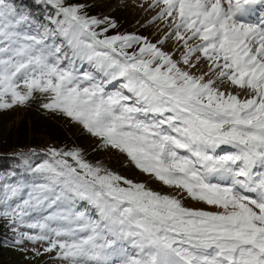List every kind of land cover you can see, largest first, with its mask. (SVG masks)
Masks as SVG:
<instances>
[{"label":"snow or ice","instance_id":"6c2138e0","mask_svg":"<svg viewBox=\"0 0 264 264\" xmlns=\"http://www.w3.org/2000/svg\"><path fill=\"white\" fill-rule=\"evenodd\" d=\"M145 3L154 39L0 0V110L38 101L109 154L19 153L0 220L57 264H264V0Z\"/></svg>","mask_w":264,"mask_h":264},{"label":"rangeland","instance_id":"374dc122","mask_svg":"<svg viewBox=\"0 0 264 264\" xmlns=\"http://www.w3.org/2000/svg\"><path fill=\"white\" fill-rule=\"evenodd\" d=\"M74 2L85 3L88 5V8L90 6H96L95 12H93L94 10L88 11L89 15L97 16L99 18L109 17L114 20L117 23V28L110 30L109 34H116L117 32H135L148 36L151 39H154L157 34V27L148 23L156 12L147 8L145 0H76ZM142 3L144 4V7H140ZM33 112H35V114L37 113V116L45 117L44 120L49 119L53 120L58 125L63 124V126H60L64 131L60 133L58 132L53 140L52 138H49L50 140L42 145L44 149H47L48 147H62L57 146L55 140L59 141L66 138V141H61L64 142L63 145H67L68 147L79 145L83 147L81 141H85L86 145H84V148H86L90 154L91 159H108L109 154L93 151L96 141L94 138L88 136L82 128L74 125L66 118L51 114L47 110L42 109L39 107L38 101H33L27 106H17L12 109L0 110V137L6 132L5 129L7 128L2 122L3 118L11 120L9 123L13 122V125L11 124L9 127L13 128L18 124L19 120L23 121V116L26 115V113ZM42 130L44 131L45 128ZM77 136H79L80 140ZM113 164H115V161H113ZM121 170L126 174L143 178L142 174L134 168L129 167ZM152 186L157 188L160 187L158 182H153ZM164 191L169 190L164 189ZM0 235L3 236L2 244H0V264H3V260H7V264H57V262L51 259L53 254H44L41 256L36 255V250L42 251L45 246L42 242L33 243L30 241H24L20 244L16 243L18 238L17 234L11 231L6 222L2 220H0Z\"/></svg>","mask_w":264,"mask_h":264},{"label":"trees","instance_id":"16d2710c","mask_svg":"<svg viewBox=\"0 0 264 264\" xmlns=\"http://www.w3.org/2000/svg\"><path fill=\"white\" fill-rule=\"evenodd\" d=\"M76 0H73V2ZM17 3H20V0H16ZM23 3L27 5H35V0H23ZM37 14H42L45 12L43 8H34ZM94 10L96 11V6H90L87 11ZM37 114V113H36ZM35 112L26 113L23 117V121L19 120L18 124L10 128L9 126L13 123H9L8 118H3L2 122L5 127V133L0 137V171L10 170L15 167L16 163H19L18 154L19 153H28L31 150H35L38 154L43 155L46 149L42 145L46 144L51 138L54 139L55 135L58 132H63V124H57L53 120H44L45 117L37 116ZM9 123V124H8ZM13 125V124H12ZM61 125V126H60ZM45 128L43 131L42 129ZM80 140L79 136H77ZM50 138V139H49ZM66 138L63 140L56 141L57 146L63 145L66 141ZM86 145L85 141H81ZM86 149V148H85ZM36 157H33V160H36ZM39 162V161H37ZM3 236L0 235V244H2ZM7 260H3V264H7Z\"/></svg>","mask_w":264,"mask_h":264}]
</instances>
